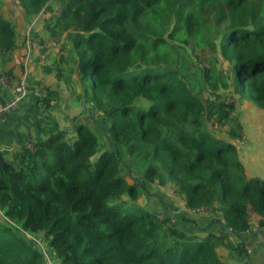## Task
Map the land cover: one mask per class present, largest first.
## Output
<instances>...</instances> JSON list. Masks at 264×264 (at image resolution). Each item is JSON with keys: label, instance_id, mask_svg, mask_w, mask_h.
Wrapping results in <instances>:
<instances>
[{"label": "trees", "instance_id": "1", "mask_svg": "<svg viewBox=\"0 0 264 264\" xmlns=\"http://www.w3.org/2000/svg\"><path fill=\"white\" fill-rule=\"evenodd\" d=\"M10 9L69 44L104 132L48 118L0 153V264H48L26 233L53 264H238L221 252L230 238L254 264L243 235L264 227V165L242 155L235 97L264 110V0H0V59L27 49ZM151 187L223 231L158 217L140 202Z\"/></svg>", "mask_w": 264, "mask_h": 264}, {"label": "crops", "instance_id": "2", "mask_svg": "<svg viewBox=\"0 0 264 264\" xmlns=\"http://www.w3.org/2000/svg\"><path fill=\"white\" fill-rule=\"evenodd\" d=\"M4 12L7 16L23 20L26 37H32L39 45V49L29 58H26L27 49L25 51V48H21L0 59V73L10 71L13 82L26 73L30 88L28 96L20 106L11 110L0 120V153L5 158L12 159L14 153L23 145H27L32 136L38 135V127L50 123L48 118L55 120L65 129L72 130L76 123H85L96 132L103 133L102 126L93 117L94 112L90 109V103H86L87 111H84L83 99L77 97L80 91L77 82L78 67L69 44L64 40L51 39L45 31L46 24L41 18L35 19V24L28 33L27 25L31 23L26 22L21 14L14 15V9L4 10ZM41 81L45 82L53 93L54 101L47 110L39 106V99L35 93ZM9 96V91L0 83V99H7ZM161 197L160 205L156 207L157 209L154 208L158 217L160 215L174 216L177 209L186 207L182 198L177 195L169 193ZM167 207L171 210H167ZM192 217L196 222H181V219H178V222H181L180 226L191 232L200 229L204 234L209 231L215 233L223 231L224 226L220 221L212 223V219L203 214ZM263 233L264 227L260 228L257 234L243 235L244 241L249 245L250 260L254 264H264V236H261ZM229 241L232 246H235L236 239L230 238ZM234 246L221 252L237 261L238 264H245L246 257L239 254Z\"/></svg>", "mask_w": 264, "mask_h": 264}, {"label": "built area", "instance_id": "3", "mask_svg": "<svg viewBox=\"0 0 264 264\" xmlns=\"http://www.w3.org/2000/svg\"><path fill=\"white\" fill-rule=\"evenodd\" d=\"M35 23V20L27 25L28 33L31 31L33 25ZM39 49V45L36 43V41L32 37L27 38V56L26 58H29L30 55H32L36 50ZM0 83L2 84L5 89L9 91L10 96L7 99H0V120L4 118L11 110L16 109L20 106V104L24 101V99L28 96L30 92V88L27 82V74L24 73L17 81L13 82L12 75L9 74L7 71H2L0 73ZM36 96L39 99V106L45 108L44 103L42 100H44L46 97H48L51 93L48 85L41 81L38 84V89L35 92ZM29 144V143H28ZM1 151V150H0ZM187 214L188 216H197V215H208L209 210L205 207H200L197 209H193L190 207H185L183 209H177L175 211V215L171 217V221L173 223L177 222L178 219H181V214ZM160 218L163 217V215L159 216ZM26 235L32 239L35 244H37L43 251L45 260L48 264H53V258L49 255L47 248L43 246L42 243V236H33L30 233H26Z\"/></svg>", "mask_w": 264, "mask_h": 264}, {"label": "rangeland", "instance_id": "4", "mask_svg": "<svg viewBox=\"0 0 264 264\" xmlns=\"http://www.w3.org/2000/svg\"><path fill=\"white\" fill-rule=\"evenodd\" d=\"M223 68V65H221ZM240 102L237 103V114H241L243 124L247 129V141L246 145L241 150L244 158L249 160L250 157H254L259 161L260 165H264V110L259 108H250V106L246 105V101L239 98V96L235 97ZM101 134V133H99ZM246 149V150H245ZM159 192L158 188L151 187V192L149 194H145L141 199L145 206H148L147 209L149 211H155L154 208L160 205L159 198L156 196ZM157 205V206H156ZM157 209V208H156ZM183 225H185L183 223ZM264 236V233L261 235Z\"/></svg>", "mask_w": 264, "mask_h": 264}, {"label": "water", "instance_id": "5", "mask_svg": "<svg viewBox=\"0 0 264 264\" xmlns=\"http://www.w3.org/2000/svg\"><path fill=\"white\" fill-rule=\"evenodd\" d=\"M86 103H87V99H83L84 111H87Z\"/></svg>", "mask_w": 264, "mask_h": 264}]
</instances>
